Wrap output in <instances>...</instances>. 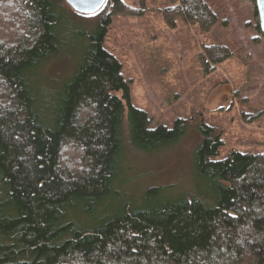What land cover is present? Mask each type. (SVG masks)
<instances>
[{
  "label": "trees",
  "instance_id": "trees-1",
  "mask_svg": "<svg viewBox=\"0 0 264 264\" xmlns=\"http://www.w3.org/2000/svg\"><path fill=\"white\" fill-rule=\"evenodd\" d=\"M169 1L170 25L181 17L209 33L218 23L206 0ZM113 2L80 31L64 28L69 10L55 0H15L21 30L11 43L0 32V264H264V154L214 161L215 128H199L194 154L203 191L123 190L129 152L171 147L187 123L153 129L132 106L122 64L104 47L127 10ZM75 48L72 78L45 89L42 73ZM232 56L210 46L201 59L210 72Z\"/></svg>",
  "mask_w": 264,
  "mask_h": 264
},
{
  "label": "rangeland",
  "instance_id": "rangeland-1",
  "mask_svg": "<svg viewBox=\"0 0 264 264\" xmlns=\"http://www.w3.org/2000/svg\"><path fill=\"white\" fill-rule=\"evenodd\" d=\"M206 1L218 16L209 33L181 17L170 25L165 14L172 7L169 0H122L127 10L114 16L109 28L104 47L121 62L131 104L147 114L150 128L187 123L186 134L175 145L154 154L129 152L123 190L135 197L152 187L171 196L204 190L194 170L204 124L222 135L214 161L233 152L264 154V33L256 4ZM55 2L70 12H65L64 28L80 31L94 30L112 14L114 4L106 0L97 14L80 15L66 0ZM17 13L15 0H0V32L10 43L22 27ZM210 46L228 47L233 56L206 72L201 56ZM76 52L67 50L42 73L45 89L58 92L72 78L80 62Z\"/></svg>",
  "mask_w": 264,
  "mask_h": 264
},
{
  "label": "water",
  "instance_id": "water-1",
  "mask_svg": "<svg viewBox=\"0 0 264 264\" xmlns=\"http://www.w3.org/2000/svg\"><path fill=\"white\" fill-rule=\"evenodd\" d=\"M106 0H66L69 6L80 15L97 14ZM260 28L264 33V0H256Z\"/></svg>",
  "mask_w": 264,
  "mask_h": 264
}]
</instances>
